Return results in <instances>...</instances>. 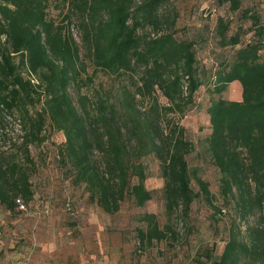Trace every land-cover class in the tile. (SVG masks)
Returning <instances> with one entry per match:
<instances>
[{
  "label": "trees",
  "instance_id": "16d2710c",
  "mask_svg": "<svg viewBox=\"0 0 264 264\" xmlns=\"http://www.w3.org/2000/svg\"><path fill=\"white\" fill-rule=\"evenodd\" d=\"M52 1L60 22L47 16L51 0H0V123L13 115L21 131L17 142L0 148V204L12 210L16 198L31 199L35 162L29 145L42 140L48 124L63 133L58 153L70 182L81 184L104 211H116L126 196L136 205L151 197L141 157L152 153L165 212H186L195 196H208L206 180L186 159L193 143L173 119L191 106L203 82L194 42L174 36L176 15L165 9L166 0ZM227 1L232 9L240 3ZM243 12L252 29L243 42L247 30L238 26L229 32V21L216 17L217 44L235 48L206 85L209 127L203 136V149L219 171L221 193L233 196L241 216L264 204V60L259 55L264 39L258 15ZM73 21L78 42L66 26ZM147 23L154 34L140 35L138 28ZM95 68L118 81L90 108L84 102L88 96L74 100L69 87L90 81ZM232 80L240 83L239 99L214 96ZM156 91L164 103L157 101ZM144 98L148 105L140 109ZM260 217L243 235L229 233L208 264H264V213ZM143 219L140 240L164 236L152 212L143 213Z\"/></svg>",
  "mask_w": 264,
  "mask_h": 264
},
{
  "label": "rangeland",
  "instance_id": "374dc122",
  "mask_svg": "<svg viewBox=\"0 0 264 264\" xmlns=\"http://www.w3.org/2000/svg\"><path fill=\"white\" fill-rule=\"evenodd\" d=\"M232 9L227 0H166L165 9L175 13L172 28L178 39H191L195 50V63L203 80L194 92L191 106L173 119L184 126V132L193 143L187 153L189 168L196 167L200 177L207 182L208 196L199 194L190 202L186 212L176 208L165 212L161 192L162 177L158 159L148 153L141 157L145 165L144 184L151 189V197L142 205L133 203L126 196L118 209L106 212L96 205L81 184L70 182L65 165L59 158V147L64 139L61 130L45 124L42 140L30 144L29 151L35 162L30 174L32 197L23 208L12 210L0 204V264H208L216 256L229 233L243 235L247 225L260 222L264 204L252 213L241 216L233 196L223 195L219 185V171L203 149V136L208 131L206 107L209 94L207 83L210 75L222 59L230 57L235 46L217 44L216 17L229 21V32L241 26L247 30L241 36L245 41L252 33L248 30L250 19L243 10L258 15L257 26L262 27L264 39V0H239ZM51 0L48 18L60 22L61 14ZM65 24V21H64ZM72 36L78 42V29L74 21L66 22ZM164 25L157 30L164 31ZM140 35H153L154 28L147 23L138 28ZM264 60V43L259 50ZM88 63L86 71H91ZM118 79L95 68L91 80L69 89L73 99L84 93L87 107L98 95L109 93ZM116 88V87H115ZM111 93H116V89ZM239 81L226 84L219 95L228 99L240 98ZM157 93V101L165 98ZM140 109H145L144 98ZM39 106V104H37ZM0 123V148L19 140L20 129L13 115L4 116ZM191 187L197 185L191 179ZM221 208L223 210H221ZM152 212L155 222L164 230L160 239L140 240L138 229L145 227L143 213ZM168 228H167V227Z\"/></svg>",
  "mask_w": 264,
  "mask_h": 264
},
{
  "label": "built area",
  "instance_id": "2783aa9c",
  "mask_svg": "<svg viewBox=\"0 0 264 264\" xmlns=\"http://www.w3.org/2000/svg\"><path fill=\"white\" fill-rule=\"evenodd\" d=\"M16 202H17V207L18 208H23L24 207V203L19 198H16ZM221 210H223V209L221 208Z\"/></svg>",
  "mask_w": 264,
  "mask_h": 264
}]
</instances>
